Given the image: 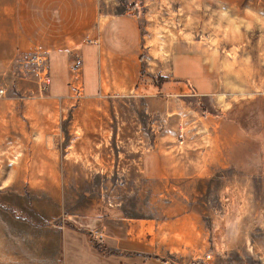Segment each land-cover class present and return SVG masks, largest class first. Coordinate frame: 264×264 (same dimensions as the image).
Masks as SVG:
<instances>
[{"label": "rangeland", "instance_id": "obj_1", "mask_svg": "<svg viewBox=\"0 0 264 264\" xmlns=\"http://www.w3.org/2000/svg\"><path fill=\"white\" fill-rule=\"evenodd\" d=\"M11 9L18 22H0V264H109L102 242L141 220L196 242L169 254L181 263L264 264V0H0V14ZM125 12L141 27L138 89L49 98V51ZM178 49L218 60L221 123L189 96L167 114L158 68ZM180 115L181 176L141 179L142 154Z\"/></svg>", "mask_w": 264, "mask_h": 264}, {"label": "crops", "instance_id": "obj_2", "mask_svg": "<svg viewBox=\"0 0 264 264\" xmlns=\"http://www.w3.org/2000/svg\"><path fill=\"white\" fill-rule=\"evenodd\" d=\"M10 11L8 17L0 14V22H18L13 9ZM61 15L64 18L63 13ZM73 17L74 21L81 20L79 14ZM83 20L87 21L86 18ZM141 42L138 15L125 12L107 18L93 39L75 48L50 50L45 68L48 97L60 100L78 95L92 99L137 90L141 78ZM218 64L217 59H212L203 50H174L166 64L158 68L163 78L162 95L168 97L167 114H174L176 103L186 102L184 96H189L202 104L207 118L221 123L223 82ZM180 119L181 115L172 116L164 130L155 134L140 158L141 179L152 182L172 178L176 181L181 176V160L185 155L181 153L184 143L178 141L179 131L187 133L188 130L184 125L179 127ZM163 228L148 226L144 220L132 226H115L111 238L102 242L103 250H107L110 257L109 264H164L163 260L170 253L190 256L198 251L196 242L186 240L187 234L179 230H175L178 235L171 234ZM70 231L66 233L69 236L72 235ZM78 241L74 240L68 246H79Z\"/></svg>", "mask_w": 264, "mask_h": 264}, {"label": "built area", "instance_id": "obj_3", "mask_svg": "<svg viewBox=\"0 0 264 264\" xmlns=\"http://www.w3.org/2000/svg\"><path fill=\"white\" fill-rule=\"evenodd\" d=\"M4 91L2 89H0V95L3 93ZM164 264H184L181 263L180 261L176 260L175 258H167L164 260ZM186 264H202V263H198V262H189Z\"/></svg>", "mask_w": 264, "mask_h": 264}]
</instances>
